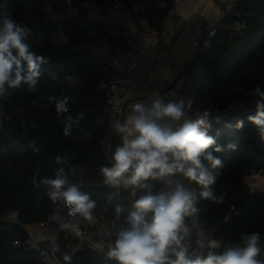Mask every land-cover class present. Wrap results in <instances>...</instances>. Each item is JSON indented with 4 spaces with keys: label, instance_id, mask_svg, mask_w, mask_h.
Segmentation results:
<instances>
[{
    "label": "trees",
    "instance_id": "16d2710c",
    "mask_svg": "<svg viewBox=\"0 0 264 264\" xmlns=\"http://www.w3.org/2000/svg\"><path fill=\"white\" fill-rule=\"evenodd\" d=\"M114 1L0 0V19L8 15L27 25L31 50L47 60L35 92L22 85L0 100V264H42L37 252L25 245L29 238L26 226L44 219L54 206L42 181L53 177L58 167L66 172L75 169L74 176L68 173L69 179L72 183L80 180V190L90 194L96 209L106 208L107 217L126 226V218L135 210L121 199L107 197L99 171L108 166L100 143L108 130L107 99L98 87L107 63L87 48L96 41L113 45L117 38L110 35L105 23L89 17L87 5L107 10ZM138 1L147 5L148 22L159 29L166 11L158 0H121L129 10ZM237 20L245 21L242 33L234 30ZM68 76L74 77L72 83ZM257 84L264 90V0H237L236 9L220 22L212 46L191 63L180 90L186 102L191 99L192 105L211 113L224 111L233 101L251 108L248 114L234 112L206 129L224 149L213 151L223 161L215 192L228 195L223 204L199 199L196 206L201 211L196 220L204 227L221 222L217 235L225 239L257 231L264 236V198L252 195L247 183L250 176L264 174V139L247 120L255 114V97L247 93ZM241 88L245 91H238ZM60 95L71 97L70 111L57 117L47 97ZM81 114L73 123L72 134L64 136L67 115L76 118ZM237 121H243L242 128L235 127ZM18 130L33 133V142L15 141ZM229 143L237 145L235 150L227 148ZM57 155L67 163L57 165ZM186 187L199 196L198 185L186 180ZM118 205L122 208L119 216ZM17 239L22 241L20 247L13 245ZM62 239V260L68 255L71 264H116L106 253L88 248L71 254L65 246L69 239Z\"/></svg>",
    "mask_w": 264,
    "mask_h": 264
},
{
    "label": "clouds",
    "instance_id": "9594fccd",
    "mask_svg": "<svg viewBox=\"0 0 264 264\" xmlns=\"http://www.w3.org/2000/svg\"><path fill=\"white\" fill-rule=\"evenodd\" d=\"M30 31L8 15L0 19V100L22 85H27L29 91H36L43 74L42 65L47 60L31 50L27 42ZM53 79H56L55 75ZM66 79L69 83L74 81L72 76ZM247 94L255 97V114L248 115L247 120L264 139V90L257 84ZM47 99L54 105L57 117L69 113L71 97L60 95ZM192 104L193 100L188 99L185 103L183 98L165 103L156 94L150 103H135L131 114L114 124L121 143L112 152L111 166L99 169L104 184L115 188H148L147 181L152 180L161 182L166 190L161 189L156 194L149 190L135 200V210L126 218V226L117 229L114 241L107 245L108 260L116 264H264L261 259L264 236L258 231L240 234L239 242L235 244L198 241L197 247L190 251L187 238L191 228L186 219L196 220L201 211L196 206L199 199L223 204L228 195L226 192L217 195L214 188L223 161L213 151L219 153L224 149L206 131L211 127L209 118L213 114L204 111L195 120L178 123L185 116V108L191 109ZM82 117V114L76 118L67 115L62 134L70 136L73 123ZM214 119L220 122L218 116ZM235 127L242 128L243 121H237ZM236 147L234 143L227 145L232 150ZM55 163L64 165L67 161L57 155ZM68 173L74 176L75 169L69 168L66 172L64 167H58L53 177H45L42 183L46 186V195L54 206L66 207L69 217L79 216L91 223L96 202L89 193L72 183ZM177 177L198 185L199 196ZM121 211L118 205V216ZM60 228L81 235L77 223L61 222ZM96 247L103 251L105 245L100 242ZM221 247L223 251H218ZM63 260L65 264H71V256L65 255Z\"/></svg>",
    "mask_w": 264,
    "mask_h": 264
},
{
    "label": "built area",
    "instance_id": "2783aa9c",
    "mask_svg": "<svg viewBox=\"0 0 264 264\" xmlns=\"http://www.w3.org/2000/svg\"><path fill=\"white\" fill-rule=\"evenodd\" d=\"M184 1L185 0H158L159 7L166 11L159 29L151 26L148 22V8L142 1H138L134 5L133 10L126 8L121 0H115L112 3V6L107 10L92 4V6L99 12L100 20L107 25L110 35L116 37L117 41L113 45H109L103 41H96L87 49L94 55L102 57L103 53L108 51L111 53L129 55L127 58H124L119 62L107 63L105 67L106 74L98 84L99 89L105 94L107 99L109 122L108 130L101 138L100 143L104 150L108 166H111V155L115 150V147L118 145V134L115 132L113 126L117 122H122L123 104L135 95L136 89L148 85L154 63V57L150 48L166 37ZM218 1L224 8V18H227L236 9L237 0ZM106 13H110L112 15L109 21L103 20ZM132 22H134L136 26L137 34L142 41L148 45V48H144L136 40L135 33L131 25ZM219 27L220 22L215 23L208 29L206 36L200 42H196L199 52L209 49L212 46L213 38L215 37ZM244 28V20H237L234 23V30L236 32L242 33ZM194 61H197V57ZM184 78L185 75L182 79ZM181 98H183V96L179 93L178 100ZM185 103L187 102L185 101ZM185 110L197 112L196 115L189 117L190 120H195L199 114L204 112V110H201L194 105H192L191 109L186 107ZM250 110L251 108L248 105L233 101L224 111L212 113L213 115L209 118L210 123H217L214 119V117L217 116L221 122L234 112L248 114ZM184 119L185 116L178 123H182ZM253 176L254 175L247 179V183L250 187V193L255 192L258 194H264V191L263 193H260L256 189V186L258 185L264 190V180L258 179V183L254 184L252 183ZM177 178L182 179L186 187V179H183L182 177ZM73 184L77 185L80 189L82 183L80 180H76ZM147 184L149 186L148 188H124L123 186L115 188L106 184H104V188L107 191L108 198L121 199L128 206L133 207L135 200L138 199L140 195L146 194L149 190L153 194H156L161 189H165V186L161 182L155 184L149 180L147 181ZM53 215L56 216L55 220L52 219ZM93 216L94 220L89 223L79 216L75 218L69 217L68 209L66 207L53 206L44 219L39 220L32 225L26 226L29 238L25 242V245L28 249H32L37 252V257L42 264H64L60 255L63 243L62 238L69 239L65 246L66 251L71 254L80 252L87 248L94 252L106 253L107 245L114 241L116 230L123 227L124 223L107 217L106 208L103 210L95 208L93 210ZM226 219H228V217H226ZM61 222L79 224L81 235L77 236L75 233L62 230L60 228ZM186 223L191 228L190 235L187 239L190 246L194 243L192 249L197 247L198 241L205 244L211 241H218L223 245H227L229 243L235 244L239 242V239H225L217 235V230L221 222L204 227L201 226L197 220L193 221L192 218H187ZM33 228L43 230V233L44 231L48 232L44 233L41 237L34 238L30 233ZM100 242H103L105 245L103 251L96 247V245ZM13 245L20 247L22 245V241L19 239L14 240ZM218 251H223V247L218 249Z\"/></svg>",
    "mask_w": 264,
    "mask_h": 264
},
{
    "label": "crops",
    "instance_id": "0c3cea01",
    "mask_svg": "<svg viewBox=\"0 0 264 264\" xmlns=\"http://www.w3.org/2000/svg\"><path fill=\"white\" fill-rule=\"evenodd\" d=\"M87 8L91 19L100 20L99 12L95 7L87 5ZM111 17L110 13H106L103 20L109 21ZM223 18L224 8L218 0H185L183 2L166 37L150 48L154 57L150 81L148 85L136 89L135 95L125 102L124 119L131 114L135 103H150L151 97L156 94H159L165 103L178 100L184 79H181L171 90L165 93L162 90L173 82L186 65L196 59L199 52L196 42H200L206 36L208 29ZM131 25L136 40L144 48H148L137 34L134 22ZM37 27L39 33L41 28L38 25ZM128 56V54L122 55L109 51L103 53L106 63H116ZM196 114V111L185 110L184 120H189L190 116ZM46 232L48 231H44ZM30 233L34 238L44 234L43 230L38 228L31 229ZM261 259H264V256Z\"/></svg>",
    "mask_w": 264,
    "mask_h": 264
},
{
    "label": "water",
    "instance_id": "95a60500",
    "mask_svg": "<svg viewBox=\"0 0 264 264\" xmlns=\"http://www.w3.org/2000/svg\"><path fill=\"white\" fill-rule=\"evenodd\" d=\"M221 21H222V19L219 22H221ZM190 66H191V63L186 65L182 69V71H180V73L177 75V77L173 80V82L168 87L164 88L162 90V92L165 93V92L171 90L173 87H175L178 84V82L184 77L186 71L188 70V68ZM125 109H126V103L123 104V111H122L123 112V119H122V121L124 120ZM22 140L28 141L30 143L33 142V133L26 135V134H23L20 130H18V136L16 137L15 141H22ZM120 143H121V137H120V135H118V144H120ZM150 181L155 183V184L159 183V181H152V180H150ZM251 194L258 197V198H264V194H258L255 192H251ZM193 246H194V243L191 244L190 251L192 250Z\"/></svg>",
    "mask_w": 264,
    "mask_h": 264
},
{
    "label": "rangeland",
    "instance_id": "374dc122",
    "mask_svg": "<svg viewBox=\"0 0 264 264\" xmlns=\"http://www.w3.org/2000/svg\"><path fill=\"white\" fill-rule=\"evenodd\" d=\"M34 38L38 37V35L36 34L35 36H33ZM258 177V179L260 180H264V175L262 173H258L256 175L253 176V180H256V178Z\"/></svg>",
    "mask_w": 264,
    "mask_h": 264
},
{
    "label": "bare ground",
    "instance_id": "6f19581e",
    "mask_svg": "<svg viewBox=\"0 0 264 264\" xmlns=\"http://www.w3.org/2000/svg\"><path fill=\"white\" fill-rule=\"evenodd\" d=\"M252 183L257 184V183H258V177L256 178V180H253V179H252ZM256 187H257L256 189H257L260 193H263L264 190H263L262 187H260V186H258V185H257ZM258 187H259V188H258Z\"/></svg>",
    "mask_w": 264,
    "mask_h": 264
}]
</instances>
